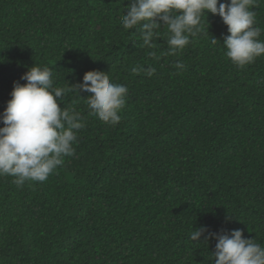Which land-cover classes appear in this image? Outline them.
Wrapping results in <instances>:
<instances>
[{"label": "trees", "instance_id": "obj_1", "mask_svg": "<svg viewBox=\"0 0 264 264\" xmlns=\"http://www.w3.org/2000/svg\"><path fill=\"white\" fill-rule=\"evenodd\" d=\"M127 5L0 0V113L32 66L50 68L58 87L97 70L128 88L115 126L89 114L90 94H66L59 107L86 125L75 154L43 183L0 177V264H214L215 241L189 239L202 225L264 245V55L233 65L210 13L176 55L166 28L143 47L121 25ZM251 10L264 41V0Z\"/></svg>", "mask_w": 264, "mask_h": 264}, {"label": "clouds", "instance_id": "obj_2", "mask_svg": "<svg viewBox=\"0 0 264 264\" xmlns=\"http://www.w3.org/2000/svg\"><path fill=\"white\" fill-rule=\"evenodd\" d=\"M255 6L256 0H128L121 25L125 30H138L142 46L149 49L154 48L159 30L166 28V54L176 55L202 32L205 13L219 16L228 32L223 37L225 56L243 68L264 55V41L259 39L262 29L256 26V13L251 10ZM211 42L218 43L213 38ZM149 55L156 56L155 52ZM184 67L182 62L175 64L178 70ZM132 71L151 77L156 69L137 66ZM20 80L24 83L13 82L10 99L0 113V177H14L18 187L28 181L45 182L64 164L65 157L75 154L73 145L86 125L75 108L59 107L66 94H90L83 99L90 115L110 126L121 121L128 88L112 83L107 73L87 71L80 82L58 87L50 68L32 66ZM201 238L206 246L215 241L209 258H214V264H264V245L244 238L240 229L213 232L204 225L193 228L189 239L199 246Z\"/></svg>", "mask_w": 264, "mask_h": 264}]
</instances>
